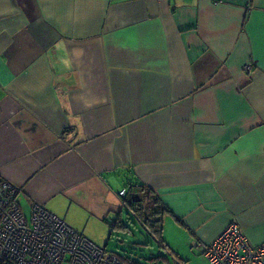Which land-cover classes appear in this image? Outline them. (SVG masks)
I'll return each mask as SVG.
<instances>
[{
    "label": "crops",
    "instance_id": "1",
    "mask_svg": "<svg viewBox=\"0 0 264 264\" xmlns=\"http://www.w3.org/2000/svg\"><path fill=\"white\" fill-rule=\"evenodd\" d=\"M0 175L83 234L137 177L164 234L264 242V0H0Z\"/></svg>",
    "mask_w": 264,
    "mask_h": 264
},
{
    "label": "built area",
    "instance_id": "2",
    "mask_svg": "<svg viewBox=\"0 0 264 264\" xmlns=\"http://www.w3.org/2000/svg\"><path fill=\"white\" fill-rule=\"evenodd\" d=\"M126 192L121 190L119 196ZM199 249L209 264H264V242L253 243L237 222L215 239L199 243ZM0 264L121 262L115 252L96 244L40 203H34L27 216L19 187L0 175Z\"/></svg>",
    "mask_w": 264,
    "mask_h": 264
},
{
    "label": "trees",
    "instance_id": "3",
    "mask_svg": "<svg viewBox=\"0 0 264 264\" xmlns=\"http://www.w3.org/2000/svg\"><path fill=\"white\" fill-rule=\"evenodd\" d=\"M129 188L124 196L123 203L127 208V216L115 219V224L111 235L117 233L119 236L140 234L142 238L137 240L131 238L130 242L123 246L122 251L114 250L121 264H140L136 257H139L142 249L139 246H148L156 240L161 247L166 248L169 244L164 235L163 219L166 212L169 211L168 205L162 200L161 196L137 177L130 179ZM136 228L138 231H134ZM118 229V231H116ZM138 233V234H137ZM145 241H142L143 239ZM139 254L138 256H136ZM154 258H167L166 255H154ZM142 257V256H141Z\"/></svg>",
    "mask_w": 264,
    "mask_h": 264
},
{
    "label": "rangeland",
    "instance_id": "4",
    "mask_svg": "<svg viewBox=\"0 0 264 264\" xmlns=\"http://www.w3.org/2000/svg\"><path fill=\"white\" fill-rule=\"evenodd\" d=\"M23 210L27 216L31 215V210L26 206L25 200L23 201ZM165 238L168 242L166 248L161 247L156 240H153V244L148 246L141 245L139 246L142 249L139 257H136L137 261L140 264H209L206 257L201 253L200 249L192 247L191 244H188L186 235L178 231L176 226L173 224L170 217H167V226ZM134 231H138L134 228ZM111 228H98L95 233L87 236L91 238L96 244L107 248L109 251H122L119 247L127 245L131 238L140 240L142 238L140 234L134 236L128 234L125 236L122 234L119 236L117 233L111 235ZM144 238L142 241H145ZM107 243V245H106ZM137 254L136 256H138ZM166 255L167 258L157 257L154 258V255ZM142 256V257H141ZM127 264V263H126ZM129 264V263H128Z\"/></svg>",
    "mask_w": 264,
    "mask_h": 264
},
{
    "label": "water",
    "instance_id": "5",
    "mask_svg": "<svg viewBox=\"0 0 264 264\" xmlns=\"http://www.w3.org/2000/svg\"><path fill=\"white\" fill-rule=\"evenodd\" d=\"M106 245H107V243H106Z\"/></svg>",
    "mask_w": 264,
    "mask_h": 264
}]
</instances>
